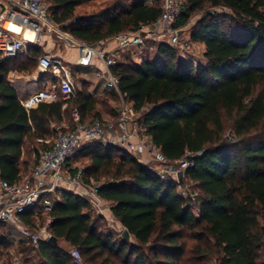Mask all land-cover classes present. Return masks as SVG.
Masks as SVG:
<instances>
[{"label":"trees","instance_id":"obj_1","mask_svg":"<svg viewBox=\"0 0 264 264\" xmlns=\"http://www.w3.org/2000/svg\"><path fill=\"white\" fill-rule=\"evenodd\" d=\"M48 1L51 18L64 24L75 18L76 8L93 0ZM207 7L228 13L205 12L191 28L190 41L205 48L198 63L180 57L177 46L160 42L143 61L127 52L112 68L121 95L162 154L171 161L195 157L180 182L161 180L122 148L87 143L76 154L90 160L83 179L101 183L99 194L121 233L103 229L104 218L88 199L63 191L49 214L58 245L43 241L28 259L31 248L25 240L18 241L10 225L0 223L1 259L10 258L18 246L26 262L74 264L60 245L64 242L79 249L84 264H208L207 256H214L216 264H264V0H187L178 28ZM161 12L162 1L115 0L65 30L94 44L151 25ZM34 51L31 47L39 57ZM22 56L0 60V177L10 183L20 179L28 140L37 142V155L50 147L43 141L56 134L51 123L66 122L73 129L74 111L82 123L106 121L101 108L118 97L108 90L94 96L84 83L70 100L27 110L8 82L12 71H33ZM110 113L118 117V111ZM188 184L193 192L183 195ZM24 219L32 222L30 214ZM125 230L130 240L123 237Z\"/></svg>","mask_w":264,"mask_h":264},{"label":"built area","instance_id":"obj_2","mask_svg":"<svg viewBox=\"0 0 264 264\" xmlns=\"http://www.w3.org/2000/svg\"><path fill=\"white\" fill-rule=\"evenodd\" d=\"M186 2L162 0L161 15L153 24L141 25L136 31L122 32L110 39L90 44L75 39L65 30V24H57L51 18L48 0H0V60L27 55L30 46L47 35L57 43L76 48L80 60L94 69L95 76L103 82L105 89L115 92L121 100L118 117L111 121L82 123L79 113L74 111L73 129L69 130L67 124L57 129L54 138L45 142L50 147L38 150L35 155L38 162L28 177L15 183L0 177V223L10 225L21 234L31 248L28 259L34 258L41 243L52 236L49 226L53 219L49 214L63 191L88 199L97 215L103 217L111 227L116 224V219L110 216L109 204L99 194L101 183H87L82 170L73 173L67 166V160L85 144L98 141L122 148L140 164L154 170L163 181L179 183V174L193 166V161H187V157L182 161L168 160L152 143L146 130L137 121L139 115L121 95L119 79L112 71L123 53L130 52L134 60L141 62L155 51L160 42L180 46L183 30L178 28L177 21ZM13 26H17L19 31L14 30ZM28 31L32 32L33 38H28ZM38 68L42 73L50 72L55 82L49 90H40L25 100V109L31 110L41 103H56L75 97V81L63 75L61 61L44 53L38 57ZM1 139L0 129V142ZM182 194L186 195L187 191L182 189ZM27 214L31 215V223L24 219ZM17 247L10 250V258H0V264H35L26 262V255L19 253ZM262 247L264 257V237ZM69 254L74 264H84L79 249L71 248Z\"/></svg>","mask_w":264,"mask_h":264},{"label":"crops","instance_id":"obj_3","mask_svg":"<svg viewBox=\"0 0 264 264\" xmlns=\"http://www.w3.org/2000/svg\"><path fill=\"white\" fill-rule=\"evenodd\" d=\"M30 47H32L37 52L38 55L47 53L50 54L54 59L61 61L63 65V75L70 76L75 81L77 89L80 90L84 88V83H86V89L94 96L100 97L106 91L103 82L98 80L97 77L95 76L94 69L86 66L80 60L79 52L76 48H71L64 44H59L52 37L47 35L42 36L37 44L32 45ZM36 60H37V67H36L37 69H35L34 71H20V72L12 71L8 76V82L17 91L19 95V99L22 102V104L25 100H27L33 94L39 92L40 90H49L51 84L54 82L53 77L51 75L42 73L39 70L38 58H36ZM116 111L118 110L116 109ZM115 114H111L110 112L105 111L102 113V116L104 117V119L115 120L116 119ZM63 124H67V123L66 122H62L60 124L51 123L50 127L52 130H54V134L56 133L55 130L57 131V129L61 127ZM54 136L55 135H52L50 139H46L43 142L45 143L48 140H52ZM24 154L25 151L23 152V156ZM35 155L36 153L34 151V157ZM25 161H26L25 158L22 157L19 163L20 179L16 182L23 180L26 176H28V174L30 175L33 170V168H30V171L29 169H27L29 168V165L26 164ZM110 216H112L111 212H110ZM106 222L107 221H105V223ZM116 224L118 226H121L117 220H116ZM60 245L67 251L71 249L64 242H60Z\"/></svg>","mask_w":264,"mask_h":264},{"label":"rangeland","instance_id":"obj_4","mask_svg":"<svg viewBox=\"0 0 264 264\" xmlns=\"http://www.w3.org/2000/svg\"><path fill=\"white\" fill-rule=\"evenodd\" d=\"M127 2L131 1V0H126ZM162 0H149L150 3H161ZM115 2V0H93L91 2H86L83 5H81L80 7L76 8L75 10V18L67 20L66 22H64V24L66 25L65 27H67L68 30L71 29V24L74 22L75 19L77 18H89L90 16H93L95 14H99L102 11H104L105 9L109 8L111 6V4H113ZM53 9L50 10V13ZM206 13H213V12H217V13H223V12H227L225 9H221V8H209L207 7L204 12H200L199 14L193 16L189 22L188 25H186L185 27H182L181 29L184 31L182 34V38H181V45L178 46V49L180 50V57L182 58H191L193 60V62L198 63L201 59H202V54L204 51V46L201 44H196L190 41V30L191 28L194 26V24L200 20L203 15ZM228 13V12H227ZM81 20V19H80ZM62 44V43H59ZM203 46V47H202ZM25 60V62L31 67L33 68V71L36 68V62L34 61V58H37L38 56L33 55L30 50L28 52L27 55L22 56ZM18 71V70H16ZM20 72V71H18ZM108 101H106V104L102 106V110L108 111V112H112L115 111L116 109H118V106H120V98L116 97L115 99H107ZM106 121H111V119H105ZM56 131V130H55ZM226 137H228L230 139V141L235 142L236 140L232 137H229V135H227ZM36 143V144H35ZM37 142H34L32 140H28V142L26 143V146L24 148L25 151V159H29V161H26V163L29 165V171L30 168H33L34 165V148H37ZM76 155H73L72 157H70L68 160V162L70 163V165L68 166L69 168H71L72 170L75 168H78L79 170H84L87 166H89L90 164V160L88 158H83V157H75ZM29 175V174H28ZM104 180V179H103ZM183 190L187 191V192H193L192 186L191 184L185 185L183 187ZM182 191V190H181ZM197 209L195 208V211ZM11 227V226H10ZM107 228L111 233H113L114 235L118 236L121 231L123 230L121 226H118L117 224L113 225L112 227H110L107 222L105 223V226L103 227V229ZM11 229L13 230V232L15 233V237L18 241H20L22 238L21 234H19V232L14 229L13 227H11ZM205 261L208 262V264H216V260L214 256H207L205 258Z\"/></svg>","mask_w":264,"mask_h":264},{"label":"water","instance_id":"obj_5","mask_svg":"<svg viewBox=\"0 0 264 264\" xmlns=\"http://www.w3.org/2000/svg\"><path fill=\"white\" fill-rule=\"evenodd\" d=\"M79 19H81V18H77V20H79ZM180 33H181V32H180ZM194 160H195V157H194V156H188V157H187V161H189V162L194 161ZM182 177H183V172H181V173L179 174V180H181ZM123 237L126 238L127 240H130V233H129L127 230H125V231L123 232ZM48 243L57 246V245H58V240H57L56 237L51 236V237L48 239Z\"/></svg>","mask_w":264,"mask_h":264},{"label":"bare ground","instance_id":"obj_6","mask_svg":"<svg viewBox=\"0 0 264 264\" xmlns=\"http://www.w3.org/2000/svg\"><path fill=\"white\" fill-rule=\"evenodd\" d=\"M14 30H16V31H19V28H17V26L15 27V26H13L12 27ZM27 36H28V38H33V34H32V32L31 31H28L27 32Z\"/></svg>","mask_w":264,"mask_h":264}]
</instances>
